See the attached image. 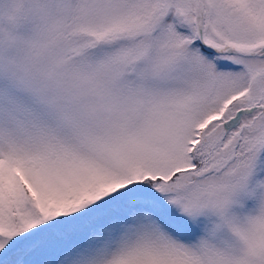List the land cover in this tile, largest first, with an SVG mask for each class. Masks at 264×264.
<instances>
[{
    "label": "snow or ice",
    "instance_id": "snow-or-ice-1",
    "mask_svg": "<svg viewBox=\"0 0 264 264\" xmlns=\"http://www.w3.org/2000/svg\"><path fill=\"white\" fill-rule=\"evenodd\" d=\"M0 264H264V0H0Z\"/></svg>",
    "mask_w": 264,
    "mask_h": 264
}]
</instances>
